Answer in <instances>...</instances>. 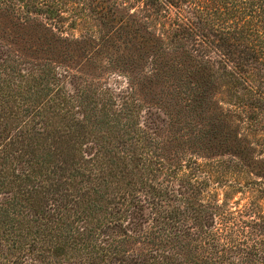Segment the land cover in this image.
<instances>
[{"label": "trees", "instance_id": "16d2710c", "mask_svg": "<svg viewBox=\"0 0 264 264\" xmlns=\"http://www.w3.org/2000/svg\"><path fill=\"white\" fill-rule=\"evenodd\" d=\"M37 3L45 14L66 7ZM120 3L165 20L161 44L189 48L193 88L183 94L194 109L205 103L195 77L207 73L226 89L225 113L254 131L264 127V0ZM16 79L0 62V264H264V210L254 202L255 193L263 201L264 186L246 178L243 152L231 161L170 163L134 127L128 104L110 115L88 108L79 128L53 125L63 100L27 98ZM98 120L111 122L115 143L90 140L107 131ZM195 173L222 184L221 198L215 191L206 199ZM238 193L250 202H233ZM133 242L148 248L127 250Z\"/></svg>", "mask_w": 264, "mask_h": 264}, {"label": "rangeland", "instance_id": "374dc122", "mask_svg": "<svg viewBox=\"0 0 264 264\" xmlns=\"http://www.w3.org/2000/svg\"><path fill=\"white\" fill-rule=\"evenodd\" d=\"M37 2L0 0V62L13 70L23 96L38 92L41 102L63 100L64 110L53 125L79 128L77 120L88 108H96L98 116L101 111L110 115L128 104L134 127L145 131L144 139L168 162L204 165L236 160L233 155L243 152L246 178L264 186V127L254 131L238 121L240 114L225 113L226 89L207 73L195 77L205 103L194 109L183 94L193 88L185 68L189 48L160 43V33L168 28L165 20L130 14L129 3L122 6L120 0H63L61 14H45ZM98 122V130H107L104 138L90 140L115 143V135H108L111 122ZM195 175L204 182L200 187L206 199L214 198L215 191L221 198L222 184ZM260 198L255 193L254 202H262L264 210ZM235 201L242 206L250 202L241 193ZM147 248L137 242L126 246L139 252Z\"/></svg>", "mask_w": 264, "mask_h": 264}]
</instances>
